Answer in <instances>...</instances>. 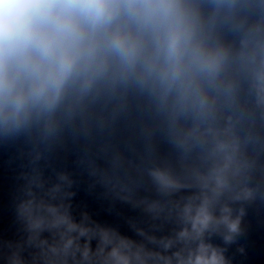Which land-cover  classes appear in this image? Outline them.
I'll return each instance as SVG.
<instances>
[{
	"label": "clouds",
	"instance_id": "1",
	"mask_svg": "<svg viewBox=\"0 0 264 264\" xmlns=\"http://www.w3.org/2000/svg\"><path fill=\"white\" fill-rule=\"evenodd\" d=\"M0 264H264V0H0Z\"/></svg>",
	"mask_w": 264,
	"mask_h": 264
}]
</instances>
